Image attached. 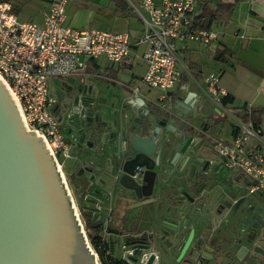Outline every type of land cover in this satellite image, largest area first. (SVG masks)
Returning a JSON list of instances; mask_svg holds the SVG:
<instances>
[{"label":"water","instance_id":"95a60500","mask_svg":"<svg viewBox=\"0 0 264 264\" xmlns=\"http://www.w3.org/2000/svg\"><path fill=\"white\" fill-rule=\"evenodd\" d=\"M91 93L95 97L89 103L100 106V116L104 114L102 107L110 105L101 100H114L108 113L114 114L111 126L85 119L84 101ZM128 93L124 84L105 81L87 86L77 77L60 84L56 90L60 98L57 121L67 128L64 141L74 162L86 172L106 175L126 193L141 199L147 194L140 192L153 184L163 164L170 168L178 160V189L183 195L186 162L197 165L213 152L203 138L194 135L198 130L194 122L207 120L209 111L218 110L205 97L194 101L187 95L166 104L157 99L151 112L143 101L140 106L128 102ZM122 106L125 110L118 118L115 114ZM137 170H143L142 174L134 177ZM114 172L117 177L111 175ZM108 197V192L98 195L100 201ZM186 201L190 203L183 195L165 208V222L175 223L171 231L179 242L203 219ZM93 202L98 204L99 200ZM140 254L130 257L133 264L139 262ZM0 264H96L59 164L43 136L27 131L13 95L1 80Z\"/></svg>","mask_w":264,"mask_h":264},{"label":"built area","instance_id":"2783aa9c","mask_svg":"<svg viewBox=\"0 0 264 264\" xmlns=\"http://www.w3.org/2000/svg\"><path fill=\"white\" fill-rule=\"evenodd\" d=\"M75 1L81 0H50L41 24L19 20L10 3L0 2V80L13 95L27 131L43 136L58 164L60 155L70 157V149L64 141L62 125L51 112L57 103L50 89L52 80L81 77L88 63L98 57L120 65L127 62L133 48L143 46L139 58L145 71L140 82L167 92L182 75L190 76L177 42L189 39L207 45L218 35L214 29L217 22L209 31L193 28L196 0H126L142 26L133 43L129 32L65 26L66 7ZM200 89L205 99L233 122L229 140L215 141V151L248 180L249 194L264 197V134L250 117L242 119L226 109L223 100L227 93L220 85L219 74L203 76ZM138 90L136 87L133 92ZM89 248L96 264H100L95 250ZM124 254L122 261L131 251Z\"/></svg>","mask_w":264,"mask_h":264},{"label":"flooded vegetation","instance_id":"af4514ba","mask_svg":"<svg viewBox=\"0 0 264 264\" xmlns=\"http://www.w3.org/2000/svg\"><path fill=\"white\" fill-rule=\"evenodd\" d=\"M116 76L114 72L93 67L87 68L86 73L78 78L89 86L105 81L117 83ZM121 84L129 95L136 96L132 94V85ZM93 97L91 93L84 101L85 119L100 120L111 126L114 114L108 113L114 100H101L102 103L109 101L110 105L102 107L104 114L100 116V106L89 103ZM56 98L58 103L60 98L57 95ZM133 100L139 103L137 98ZM124 110L123 106L120 107L115 116L121 117ZM208 114L209 119L198 132L213 150L212 155L198 161L197 165L187 161L182 174L183 195L190 201L186 203L196 207L203 219L191 227L182 242L171 231L175 223L171 220L165 222V208L174 198L183 196L178 189L181 161H174L170 168L163 164L153 184L140 192L147 194L141 199L133 193H126L106 175L86 172L79 164L73 173L67 171L66 174L61 165L64 177L66 174L70 183L78 186V206L84 226L88 222L94 223L100 241L108 244L106 256L110 255L118 264H133L130 257H137L140 251L137 264H264V197L249 194L248 180L217 154L214 143L221 139L222 124L228 117L220 111H209ZM142 171L139 170L140 176ZM111 175L118 176L115 172ZM147 180L150 183L149 177ZM107 192L109 197L100 201L98 195ZM98 200V204L93 202ZM93 207L98 212L91 211ZM127 251H131V255L122 261Z\"/></svg>","mask_w":264,"mask_h":264},{"label":"crops","instance_id":"0c3cea01","mask_svg":"<svg viewBox=\"0 0 264 264\" xmlns=\"http://www.w3.org/2000/svg\"><path fill=\"white\" fill-rule=\"evenodd\" d=\"M49 1L50 0H43L45 3L44 12L48 7ZM154 1L155 3L160 2V0ZM201 1L205 2L207 7L211 10H214L221 4H229L232 7L231 14L227 20L218 18L217 26H212L218 33L217 39L214 42L207 45L189 39L177 42L179 56L190 70V76H186L185 74L182 75L179 82L171 90L163 92L158 89L148 88L140 82L139 79L142 76L138 78L140 82L139 85L136 84L137 81H135V79L129 81L119 79V73L122 70L132 67L129 58L132 57V55L138 56L136 54V48L132 49V55L128 58L127 62L117 65L116 67L112 65L108 68L101 69L93 60L88 63V68L95 67L103 71L114 72V74L117 75V84L125 82L132 85L133 89L137 87L139 89L138 92L132 93L136 96L126 94L127 101L136 106H140L143 101L145 103V108L147 107L151 110L155 107L154 103L157 102L156 100L162 96H164V100L162 99V102L158 101L160 104L172 103L177 96H182L185 99L187 95H190V99L192 98L194 101L199 98H204L200 85L202 84V77L209 73L219 74L220 85L227 93L226 97L231 99L225 106L232 114L237 115L238 109L242 108L250 111V109L264 107V0H196L195 10L198 9V5ZM124 2L127 5L129 14L134 15L127 1L124 0ZM86 7V0L69 3L66 7V21L64 25L77 30L93 28L90 21L87 24L88 26L82 28L75 22L73 16L69 17V15H71L69 11ZM112 13L113 12L110 10L104 11L101 8H97V14L99 15L109 17L116 16L118 18L123 16L120 13L111 16ZM69 18L71 19L68 20ZM39 24H41V22ZM139 25L141 28L136 36L130 33L132 43L141 32L142 26L140 22ZM143 70L145 71L144 64ZM65 80L60 79V83ZM115 91L117 92V90ZM53 93H55L54 90ZM135 98H137L139 103L133 100ZM213 108L220 111L215 106H213ZM58 109L59 104H55L51 108V112L56 118ZM151 112H153V110ZM204 121L203 119H198L194 122L195 127L198 129L196 132L197 137L203 136V134L198 131ZM231 126L229 131H231ZM259 128L264 134V114L260 117ZM66 131L67 128L62 126V134L64 133V136ZM220 134L222 139V132ZM74 159L75 158L71 154L69 158L64 160L69 163V173H73L78 167ZM63 163L64 162H62L61 165H63Z\"/></svg>","mask_w":264,"mask_h":264},{"label":"rangeland","instance_id":"374dc122","mask_svg":"<svg viewBox=\"0 0 264 264\" xmlns=\"http://www.w3.org/2000/svg\"><path fill=\"white\" fill-rule=\"evenodd\" d=\"M86 2H87L86 8H82V9L76 8L77 10L69 11V13L71 14L69 15V17L73 16V19L75 20V22L82 28H85L86 26H88L87 24L90 21L93 28L107 29L113 32L127 31L131 33V35H134V36L138 34V31L140 30L141 27L139 25V22L137 21V17H135L134 15L126 14L125 16H121L120 18H118L116 16L109 17V16L97 14V8H101L104 11L110 10L114 12V3L111 2L110 0H86ZM44 10H45V3L43 2V0H26L24 2V5L20 9L18 18L21 21H31L35 24H39L42 20ZM70 19L71 18H69L68 20ZM143 50H144L143 46H140L137 48L136 54L138 56L136 57L132 55V57L129 58V62L132 64V67L126 68V70L125 69L122 70L119 73V79L123 81H126V80L129 81L131 79H135V81H137L136 84L139 85L140 82L138 81V78L141 77L144 72L143 63L139 58ZM94 61L97 64V66H99V68L101 69L112 66L111 64H109V62L104 57H98ZM116 66L117 65H115V67ZM59 85H60V80L54 79L51 81L50 89L53 88V90L56 91L59 88ZM231 123H233L231 118H227L222 125L221 132L223 134L224 139H229V133H230L229 130H230V126L232 125ZM64 160L65 159L60 155L58 158V162L60 165L62 162H64L62 167H63L64 172H66L67 174V171L69 170V165H68L69 163L68 161L66 162ZM66 174H65V180H66L67 186L73 198L74 205L78 213L79 219L83 225L84 232L86 234L89 246L92 248L89 238H88V231L85 229L84 221L81 217L80 208L78 206L79 204V199L77 195L78 186L76 185L73 186L70 183V180L66 177ZM98 263L101 264L100 259H98Z\"/></svg>","mask_w":264,"mask_h":264},{"label":"trees","instance_id":"16d2710c","mask_svg":"<svg viewBox=\"0 0 264 264\" xmlns=\"http://www.w3.org/2000/svg\"><path fill=\"white\" fill-rule=\"evenodd\" d=\"M26 0H0V2H8L12 6V12L18 16L21 7L24 5ZM114 3V12L111 16H114L116 13L129 14L127 5L124 0H110ZM50 2V1H49ZM232 7L229 4H221L216 7L214 10H211L207 7L205 2L201 1L198 5V9L194 11L192 25L194 29L198 30H211V27L217 22L218 18H223L227 20L231 14ZM231 101L230 98L225 97L223 100L224 104H227ZM237 116H240L242 119H247L248 117L259 127L260 117L264 114V107L258 109H250L247 111L245 108L238 109L236 113ZM86 229L90 231L88 238L92 248L98 254L100 262L102 264H118L110 255L106 256V253L109 251L107 243H102L98 236V229H96L94 223L88 222L85 225Z\"/></svg>","mask_w":264,"mask_h":264}]
</instances>
